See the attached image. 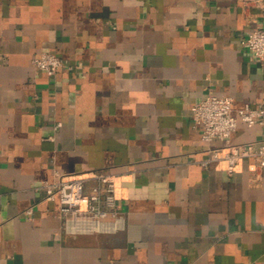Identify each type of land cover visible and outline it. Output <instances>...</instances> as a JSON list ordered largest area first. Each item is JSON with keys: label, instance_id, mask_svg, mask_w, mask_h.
<instances>
[{"label": "crops", "instance_id": "obj_1", "mask_svg": "<svg viewBox=\"0 0 264 264\" xmlns=\"http://www.w3.org/2000/svg\"><path fill=\"white\" fill-rule=\"evenodd\" d=\"M258 25L264 0H0V264H264V167L205 165L226 141L191 117L210 93L236 116L262 101ZM95 169L117 176L125 226L68 234L38 186Z\"/></svg>", "mask_w": 264, "mask_h": 264}, {"label": "built area", "instance_id": "obj_2", "mask_svg": "<svg viewBox=\"0 0 264 264\" xmlns=\"http://www.w3.org/2000/svg\"><path fill=\"white\" fill-rule=\"evenodd\" d=\"M245 46L251 55L264 62V25L254 27L247 35ZM64 65L63 59L52 51H43L34 59L36 69L54 77ZM191 117L206 142L225 140L226 145L213 149L205 161L223 162L229 175L235 173L244 159H254L257 167H264V140L236 144L231 140L238 120L248 127L264 125V98L255 107L246 104L234 114L233 99L213 93L194 103ZM46 191V200L59 201V217L68 234L111 233L124 228L125 214L120 207V186L117 176L105 169L65 175L53 181H42L38 189ZM32 217L34 206L23 212Z\"/></svg>", "mask_w": 264, "mask_h": 264}]
</instances>
